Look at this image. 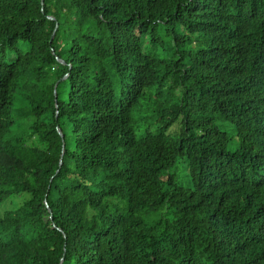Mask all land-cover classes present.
Listing matches in <instances>:
<instances>
[{
    "label": "trees",
    "instance_id": "trees-1",
    "mask_svg": "<svg viewBox=\"0 0 264 264\" xmlns=\"http://www.w3.org/2000/svg\"><path fill=\"white\" fill-rule=\"evenodd\" d=\"M42 1L0 0V264H264V0Z\"/></svg>",
    "mask_w": 264,
    "mask_h": 264
},
{
    "label": "water",
    "instance_id": "water-1",
    "mask_svg": "<svg viewBox=\"0 0 264 264\" xmlns=\"http://www.w3.org/2000/svg\"><path fill=\"white\" fill-rule=\"evenodd\" d=\"M42 2H43V1L41 0V3H42ZM48 17H49V18H53V16H50V15H48ZM57 60H58V61H60V62H62V63L64 62V61H63V60H61V59H57ZM58 132H59V134L61 135V133H60V131H59V130H58ZM48 210H49V209H48Z\"/></svg>",
    "mask_w": 264,
    "mask_h": 264
},
{
    "label": "rangeland",
    "instance_id": "rangeland-1",
    "mask_svg": "<svg viewBox=\"0 0 264 264\" xmlns=\"http://www.w3.org/2000/svg\"><path fill=\"white\" fill-rule=\"evenodd\" d=\"M49 208H47V211L49 212V214H50V209L48 210ZM49 218H51V216L49 215Z\"/></svg>",
    "mask_w": 264,
    "mask_h": 264
}]
</instances>
